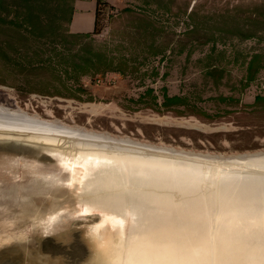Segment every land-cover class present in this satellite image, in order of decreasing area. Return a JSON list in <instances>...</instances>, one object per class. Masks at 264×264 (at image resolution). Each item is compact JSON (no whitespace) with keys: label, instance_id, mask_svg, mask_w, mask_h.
<instances>
[{"label":"water","instance_id":"95a60500","mask_svg":"<svg viewBox=\"0 0 264 264\" xmlns=\"http://www.w3.org/2000/svg\"><path fill=\"white\" fill-rule=\"evenodd\" d=\"M0 264H264V140L0 108Z\"/></svg>","mask_w":264,"mask_h":264},{"label":"rangeland","instance_id":"374dc122","mask_svg":"<svg viewBox=\"0 0 264 264\" xmlns=\"http://www.w3.org/2000/svg\"><path fill=\"white\" fill-rule=\"evenodd\" d=\"M8 1L0 16L18 20L0 21L1 109L64 124L264 140V100L255 104L264 97V0L34 2L35 18L52 19L62 5L56 24L71 34L91 33L98 12L91 38L61 41L71 59H55L57 73L33 67L49 60L58 38L29 36ZM86 52L106 62L68 80L65 61ZM164 95L182 101L165 108Z\"/></svg>","mask_w":264,"mask_h":264},{"label":"trees","instance_id":"16d2710c","mask_svg":"<svg viewBox=\"0 0 264 264\" xmlns=\"http://www.w3.org/2000/svg\"><path fill=\"white\" fill-rule=\"evenodd\" d=\"M40 1L48 3L47 0H10L6 3V6L7 7L9 6L10 12L19 11V13H20V16H19L20 26L25 27V31L28 32L29 36L31 34L37 38H39V37L43 38L45 36L58 38L59 41L52 39L50 42V44L52 45L53 53L51 55H49V60L41 63V65H37V66L33 67L36 70H44V71H46V69L51 68L53 70V72L55 71L57 73V71L54 67V64H56L55 59H60V60L66 59V58L71 59L70 58L71 54L68 53V50L66 48H60L59 47L60 45H63V42H61V41L65 42L67 38H69L71 40H76V39H82V40L85 39L86 40V39L91 38V34H95V32H96V21H97L96 16H97L98 12L96 9L94 29L91 33H88V34H71V33H69L68 30H66V29L63 30L60 26H58L56 24L57 19H58V18H55L56 15L58 13L63 14L65 12L63 6L58 4V3H56V6L54 5L55 6V9H54L55 15L52 17V19L42 18V16L35 18L32 16L33 15L32 14L33 9H34V2H40ZM3 3H4L3 0H0V6ZM96 4L98 5V2H96ZM145 4H148V3H145ZM10 7L13 9H11ZM9 16H10L9 12L3 16H0V21L2 23H6L5 25H7L8 22H16L18 20V16L16 15V16H12V18L9 19V21H7ZM69 21H70V18H68L67 22L69 23ZM147 27H150V26H147ZM251 36L252 35H248V36H245V38H250ZM257 58H258L257 56H253L248 63L247 82L253 81L254 74L256 73V71H253L252 69L254 68V64L257 61ZM102 61L106 62V60H104L102 58L101 54L95 53V54L91 55L90 53L86 52V54L84 53L80 57H78L77 60L65 61L64 74L68 75L67 76L68 80H71L72 82L77 83L82 77H85L88 74H91V73H94L95 71H97V69L102 64ZM95 65H97V68L94 67ZM106 68H108V65ZM118 72H121V71H118ZM155 99L156 98L153 97V100H155ZM262 100H264V97L257 96L255 98V104H257V102L262 101ZM175 101H182V100L178 97L169 98V97L164 95L162 106L165 108H169L172 105V102H175ZM175 104H177V103H175Z\"/></svg>","mask_w":264,"mask_h":264},{"label":"clouds","instance_id":"9594fccd","mask_svg":"<svg viewBox=\"0 0 264 264\" xmlns=\"http://www.w3.org/2000/svg\"><path fill=\"white\" fill-rule=\"evenodd\" d=\"M41 223H42V224H45V223H47V222L42 221ZM43 234H44L45 236H47V235H48L47 230H45ZM5 242H7V241H5Z\"/></svg>","mask_w":264,"mask_h":264},{"label":"crops","instance_id":"0c3cea01","mask_svg":"<svg viewBox=\"0 0 264 264\" xmlns=\"http://www.w3.org/2000/svg\"><path fill=\"white\" fill-rule=\"evenodd\" d=\"M96 11V7H95V10H94V20H93V29H94V22H95V12ZM93 31V30H92Z\"/></svg>","mask_w":264,"mask_h":264}]
</instances>
